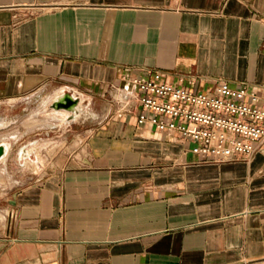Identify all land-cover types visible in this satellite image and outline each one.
Instances as JSON below:
<instances>
[{"label": "crops", "instance_id": "0c3cea01", "mask_svg": "<svg viewBox=\"0 0 264 264\" xmlns=\"http://www.w3.org/2000/svg\"><path fill=\"white\" fill-rule=\"evenodd\" d=\"M149 69L264 96V0H0L1 101L119 103ZM117 107L10 194L0 264H264V155L202 160Z\"/></svg>", "mask_w": 264, "mask_h": 264}, {"label": "built area", "instance_id": "2783aa9c", "mask_svg": "<svg viewBox=\"0 0 264 264\" xmlns=\"http://www.w3.org/2000/svg\"><path fill=\"white\" fill-rule=\"evenodd\" d=\"M121 78L119 112H134L139 125L181 133L202 160L264 155V96L246 82L231 85L221 80L213 90L204 91L173 84L157 69Z\"/></svg>", "mask_w": 264, "mask_h": 264}, {"label": "rangeland", "instance_id": "374dc122", "mask_svg": "<svg viewBox=\"0 0 264 264\" xmlns=\"http://www.w3.org/2000/svg\"><path fill=\"white\" fill-rule=\"evenodd\" d=\"M47 94L15 105L0 100V121L7 122L6 126L0 127V143L7 145L5 160H0V235L6 227L10 194L24 183L52 171L54 167L48 166L52 158L78 153L83 131L97 123L108 108L113 111L119 105L114 99L82 102L80 112L61 120V115L57 117L51 107L52 96ZM121 114L115 113L116 116ZM24 120H37L40 124L27 127ZM11 134L16 137H8Z\"/></svg>", "mask_w": 264, "mask_h": 264}, {"label": "water", "instance_id": "95a60500", "mask_svg": "<svg viewBox=\"0 0 264 264\" xmlns=\"http://www.w3.org/2000/svg\"><path fill=\"white\" fill-rule=\"evenodd\" d=\"M79 101L74 98L71 94L64 92L62 97L55 99L51 103V107L56 110L67 109L74 110V106H78ZM72 117V116H71ZM5 145L0 144V159L5 155Z\"/></svg>", "mask_w": 264, "mask_h": 264}, {"label": "bare ground", "instance_id": "6f19581e", "mask_svg": "<svg viewBox=\"0 0 264 264\" xmlns=\"http://www.w3.org/2000/svg\"><path fill=\"white\" fill-rule=\"evenodd\" d=\"M56 97V99L57 98H60V97H62V94H57V96H55ZM122 96L120 95V98H121ZM54 99V98H53ZM52 102H53V100H52ZM53 109V108H52ZM80 110V108H79V105L77 106H74V110H67V109H64L63 111H61V109L60 110H56V109H54V114H59V115H61V120H64L65 118H69V117H73V115H75V113H77V112H80L79 111ZM78 117V116H77ZM70 119V118H69ZM37 120H34V121H32V122H30V120H25V122H24V124H26L27 126H29V127H31V126H34V125H36V124H39L38 122H36ZM3 121H0V125H4V124H6L7 125V123H2ZM34 122V123H33ZM36 122V123H35ZM29 123H33V124H29ZM44 124V123H43ZM6 125H4V126H6ZM4 126H0V127H4ZM12 135V137H15V135L14 134H11ZM1 144V143H0ZM2 144H4V143H2ZM5 145V152L7 151V145L6 144H4ZM7 155V154H6ZM24 155V154H23ZM22 157V156H21ZM0 160H5V155L0 159ZM3 161H2V163H3ZM1 163V162H0ZM3 169V168H2Z\"/></svg>", "mask_w": 264, "mask_h": 264}]
</instances>
